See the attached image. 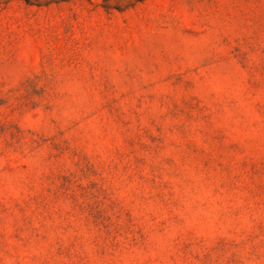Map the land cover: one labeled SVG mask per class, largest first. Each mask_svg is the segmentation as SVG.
I'll use <instances>...</instances> for the list:
<instances>
[{"label":"rangeland","instance_id":"1","mask_svg":"<svg viewBox=\"0 0 264 264\" xmlns=\"http://www.w3.org/2000/svg\"><path fill=\"white\" fill-rule=\"evenodd\" d=\"M0 264H264V0H0Z\"/></svg>","mask_w":264,"mask_h":264}]
</instances>
